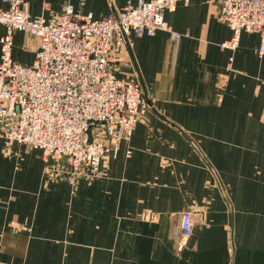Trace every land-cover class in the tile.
<instances>
[{
    "label": "crops",
    "instance_id": "1",
    "mask_svg": "<svg viewBox=\"0 0 264 264\" xmlns=\"http://www.w3.org/2000/svg\"><path fill=\"white\" fill-rule=\"evenodd\" d=\"M23 1L33 17L71 3L102 18L135 0ZM217 3L165 11L176 41L130 37L117 74L137 75L151 107L98 177L49 179L38 149L0 138V264H264V53L254 32L223 45ZM37 48L13 33L15 61L31 64Z\"/></svg>",
    "mask_w": 264,
    "mask_h": 264
},
{
    "label": "built area",
    "instance_id": "2",
    "mask_svg": "<svg viewBox=\"0 0 264 264\" xmlns=\"http://www.w3.org/2000/svg\"><path fill=\"white\" fill-rule=\"evenodd\" d=\"M3 1L0 138L38 149L49 179L73 185L98 177L104 159L132 136L151 107L137 75L117 74L133 47L130 37L164 30L178 40L181 33L164 18L178 0H135L102 18L80 13L71 3L48 17H33L25 1ZM216 15L231 30L224 46L234 49L242 31L254 32L260 38L257 53H264V0H218ZM15 31L38 39L31 64L12 57ZM192 227L191 212L183 211V239Z\"/></svg>",
    "mask_w": 264,
    "mask_h": 264
}]
</instances>
